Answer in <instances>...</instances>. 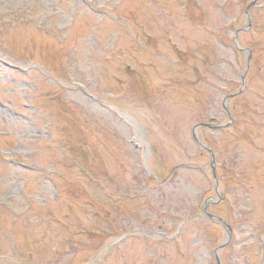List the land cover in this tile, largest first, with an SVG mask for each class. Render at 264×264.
Instances as JSON below:
<instances>
[{"label":"rangeland","instance_id":"obj_1","mask_svg":"<svg viewBox=\"0 0 264 264\" xmlns=\"http://www.w3.org/2000/svg\"><path fill=\"white\" fill-rule=\"evenodd\" d=\"M253 1L0 0V264H264Z\"/></svg>","mask_w":264,"mask_h":264},{"label":"water","instance_id":"obj_2","mask_svg":"<svg viewBox=\"0 0 264 264\" xmlns=\"http://www.w3.org/2000/svg\"><path fill=\"white\" fill-rule=\"evenodd\" d=\"M255 2H256V0H254L253 3H252L250 6L254 5ZM249 8H250V7H249ZM249 8L247 9L246 14L248 13ZM248 52L250 53L249 50H248ZM244 80H245V78L243 77V78H242L243 83H244ZM241 92H242V91H239L238 94H240ZM238 94H236V95H238ZM236 95H232V96H228V97H226V99H225L224 102H223V109H224V112L227 114V117L230 119V123H228V124H226V125H223V126H222L223 128H224V127H229V126L231 125L232 121H233V119L231 118V116H230V114H229V112H228V109H227V107H226V104H227L228 100H230L231 98L235 97ZM200 127L215 128V127H213L212 125L201 124V125H197V126L195 127L194 131H196V130L199 129ZM222 127H220V128H222ZM199 145H201L202 147H204V146L201 144L200 141H199ZM205 148H206V147H205ZM206 150H207V151L210 153V155H211V164L214 165V156H213L212 152H211L209 149H207V148H206ZM212 171H213V175H214V178H215L214 168H213V167H212ZM215 179H216V178H215ZM204 209H205V210H204V215H206V216H207L209 219H211V220H216V218H215L214 216H212V215H210V214H208V213L206 212V207H205ZM219 221L222 222L221 220H219ZM224 224H225V225L227 226V228L229 229V232H228V238H229V239H228V241H226L225 243H223V244L217 249L216 252H218V250L223 249V248L227 245V243L229 242L230 237H231V229H230V227H229L226 223H224ZM227 231H228V230H227ZM216 260H217V264H220V261H219V259H218V256H216Z\"/></svg>","mask_w":264,"mask_h":264}]
</instances>
